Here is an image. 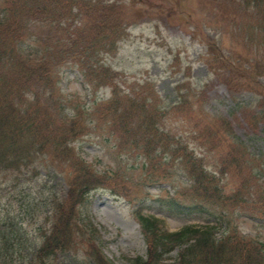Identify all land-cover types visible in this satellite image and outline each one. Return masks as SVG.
Here are the masks:
<instances>
[{
    "label": "rangeland",
    "instance_id": "rangeland-1",
    "mask_svg": "<svg viewBox=\"0 0 264 264\" xmlns=\"http://www.w3.org/2000/svg\"><path fill=\"white\" fill-rule=\"evenodd\" d=\"M83 1L92 17L102 3L112 5L105 11L108 19L119 24L114 29L120 32L116 44L109 47L93 40L94 28L87 34L92 24L77 4L73 12L78 18L71 28L63 19V26L52 32L48 18L25 21L21 32L23 46L33 59L45 55L46 72L55 81L53 95L84 115L86 131L71 146L93 163L92 167L117 178L116 188L122 195L105 187L94 189L84 208L102 236L104 254L114 264H136L138 256L150 259L148 241L135 215L138 207L163 218L165 228L171 231L188 224L221 222L226 225L220 227L218 238L236 229L246 238L264 242V215L257 213L264 195L247 203V210L214 197L206 200L194 192V180L181 170L179 158L171 160L174 154L164 151L162 137L150 160L112 128L106 108L114 105V99L124 105L134 97L159 108L161 117L156 126L160 134L165 132L164 141L174 137L185 142L204 159L207 169L214 171L219 185L226 189L224 194L234 193L238 183H250L248 176L229 171L237 169L235 155L245 158L250 153L249 168L255 173L252 184L259 183L254 188L260 196L264 187V11L230 0ZM3 9L0 0V13ZM66 32L75 37L83 33V46L72 45ZM46 40L51 47H44ZM67 49L72 56L61 61L47 56L53 51L65 54ZM79 62L90 65V72H80ZM101 65L111 69L120 87L116 94L109 83L111 75L102 79ZM189 91L195 97L181 104L179 94ZM220 119L230 121L234 129V137L220 134V139L228 137L221 143L215 132L212 138L206 135L211 124L214 122L215 130ZM232 138L244 140L248 152L229 146ZM39 171L42 174L32 173L25 182L0 179V220L17 223L22 233L16 231L15 240L22 238L29 245L41 241L39 229L49 222L40 202L57 192L65 196L68 190L63 174L45 167ZM170 199L181 208L166 205ZM249 241L243 240L251 248L255 264H262L260 251ZM180 252L175 248L164 255L163 262L173 264ZM84 259L82 253L61 252L58 264H81Z\"/></svg>",
    "mask_w": 264,
    "mask_h": 264
},
{
    "label": "trees",
    "instance_id": "trees-1",
    "mask_svg": "<svg viewBox=\"0 0 264 264\" xmlns=\"http://www.w3.org/2000/svg\"><path fill=\"white\" fill-rule=\"evenodd\" d=\"M2 1L4 11L0 13V179L25 182L28 175L33 173L34 176H39L42 174L40 168L45 167L63 174L68 190L65 196L57 192L40 202L49 222H44L41 228H38L42 239L33 245L25 244L22 238L15 240L16 231L20 230L22 233L17 223L8 218L0 220V264H58L61 252L82 253L85 259L81 264H114L104 254L101 234L85 214L84 208L89 201L90 192L94 189L105 187L120 194L116 188L117 178L114 173L104 174L92 167L93 163L80 157L75 147L71 146V143L86 131L84 115L74 109L67 111L62 99L53 95L52 91L56 90L55 81L51 74L46 72L45 55H41L37 60L33 59L31 53L23 46L21 32L25 21L36 19H50L53 24L52 32L58 31L57 26H63V19L69 22L66 24H70L71 28L78 18V14L73 12V6L77 4L82 15L86 13L90 18L88 23L91 21L92 25L87 34H92V28L96 29L91 35L93 40L111 47L117 43L120 34L114 30L119 24L106 16V8L112 5L102 3V8L98 7V10L101 8L100 11L92 17L83 0ZM230 1L242 5L245 3L251 9L264 11V0ZM66 36V40L72 37V45L83 46V33H78L75 37L73 33L66 32ZM46 42L44 47H51L50 41ZM47 56L54 61H61L64 57L72 55L67 49L65 54L53 51ZM79 66L85 74L92 68L86 62H79ZM99 72L102 79L111 75L109 83H112L113 92L116 94L120 87L114 82L111 69L101 65ZM182 88L180 85V90ZM179 96L181 104H186L188 98L195 97V94L189 91ZM139 99L129 98L125 100L124 105L118 104V100L114 99V105L106 108L111 113L112 128L123 139L131 140L136 149L143 150L147 158L151 160L154 151H158L157 145L162 137L164 151L168 150L174 154V159L179 158L183 170L194 180L193 190L197 195H204L206 200L213 197L215 200L221 199L226 205L245 209L247 203H254L256 198L260 199L264 195V187L263 193L257 196L254 186L259 183L252 184L255 173L249 168L252 159L250 153H247L245 158L235 155L233 162L237 169L229 170L248 176L251 178L250 183H238L234 193L224 194L226 189L219 185L214 171L210 172L204 164V159L189 150L185 142L175 140L174 137H170L169 142L164 141L165 132L160 134L156 126L161 117L159 108ZM262 112L264 114V108ZM220 121L215 130L213 122L206 135L212 138L215 132L221 143L227 141L228 137L220 139V134L234 137V129L230 121ZM150 127L152 130L148 131ZM174 142H177L176 147L173 146ZM246 144L242 139L232 138L229 146H237L248 152ZM178 151L181 153L176 156ZM174 202L171 199L166 203L180 209ZM260 211L257 213L264 215V204ZM135 215L148 241L150 256V259L138 257L136 264H168L163 262V257L176 247H179L181 252L173 264H255L253 252L243 240H251L249 243L255 249L258 248L264 264V242L246 238L236 229L218 238L220 227L226 225L221 222L202 227L188 225L179 231H169L165 228L163 219L145 213L141 207L136 209Z\"/></svg>",
    "mask_w": 264,
    "mask_h": 264
}]
</instances>
